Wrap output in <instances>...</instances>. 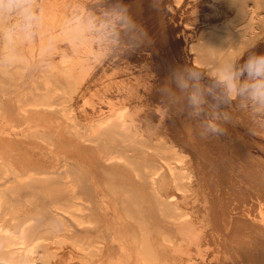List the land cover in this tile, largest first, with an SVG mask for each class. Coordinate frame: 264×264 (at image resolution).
Returning a JSON list of instances; mask_svg holds the SVG:
<instances>
[{
  "label": "rangeland",
  "instance_id": "obj_1",
  "mask_svg": "<svg viewBox=\"0 0 264 264\" xmlns=\"http://www.w3.org/2000/svg\"><path fill=\"white\" fill-rule=\"evenodd\" d=\"M257 2L261 4L264 0H249L250 7ZM2 4L3 0H0V6ZM151 5L148 9L152 14ZM164 6L172 17L175 16L171 20L179 28L176 34L183 40L185 57L196 79L192 95L199 89L203 97L202 102L193 107L195 112L199 109L201 120L190 116L193 139L177 120H173L168 110L160 108L156 110L158 118L148 122L147 131H143L148 136L143 137V142L133 137V128L123 129L119 117L107 110L95 113L93 127H87L88 133L94 128L92 136L77 134L60 109L69 108L78 92L68 74H58L48 65L51 48H45L29 66L7 62L0 53V69L8 71L6 75L0 74L2 109L12 107V102L18 98L31 97L29 87L40 95L51 87V93L59 95L60 99L68 96L74 99L59 103V111L52 116L47 133L56 148L47 154L45 167L46 175L57 177L59 170L66 167L73 176L79 197L70 200L74 204L70 210L80 221L55 208L51 202L52 195L61 197V202L70 198L61 190L58 180L46 184V192L42 190L43 185H33L19 193L0 186V223L15 230L30 226L31 231L43 235L33 249V264H46V249L53 245L49 238L52 234L59 237L67 234L70 240L83 244L90 254L89 264H101L102 260L103 264L115 262L121 250L108 227V219L113 215L121 221L122 232L128 230L146 237L159 250L161 264H182L184 260L195 258L196 243L181 232L185 219H190L201 231L197 244L208 251V256L212 252L234 254L245 249L251 264H264V240L258 239L264 238V192L250 176V173L255 175L264 185V116L258 117L250 109L242 108L240 98L230 99L217 78L226 59L227 62L237 60L242 65L250 54H264V26L258 23V10L251 14L254 17L251 25V15L245 17L243 14V0H179L177 4L165 1ZM58 44L60 51L54 52L58 55L56 60L67 59L71 52L66 41ZM190 44L194 46L193 50L189 49ZM192 54L201 59L198 66L194 64ZM42 75L50 78L48 85ZM245 79L246 74L241 81ZM141 89L148 90L149 84L142 85ZM201 109H204L202 113ZM224 114L228 116L227 120ZM209 119L224 130L223 134L212 133L203 127ZM85 129L82 127L81 130ZM174 136L184 141L183 147L190 156L197 158V165L191 166L192 180L177 177L168 168L166 159L177 164L168 147L169 143L177 144ZM240 141L242 143H238ZM15 152V156L6 154L0 148V160L12 172L8 180L0 181L5 186L12 185L18 176L26 173L18 169L22 159L18 151ZM202 162L204 168H201ZM96 182L107 183L110 188L98 193ZM34 189L38 192L34 193ZM101 195L110 205L105 209L107 214L100 206ZM25 198L34 201L35 206ZM213 201L217 205L214 206ZM221 203L232 207L229 228L222 218ZM245 206L253 210L254 219L242 215L240 207ZM240 218L249 223L245 226L239 223L236 227ZM62 221L71 229H63ZM163 238L167 243H181L187 249L172 252L168 244L163 243ZM70 245L67 242V246ZM4 250L5 257L17 251L15 246ZM101 251H106L107 257L99 261ZM138 257L154 262L146 245L139 250ZM67 259L68 264L78 261L74 257ZM129 259L131 264L137 261L135 255ZM6 263L13 264L11 260Z\"/></svg>",
  "mask_w": 264,
  "mask_h": 264
},
{
  "label": "bare ground",
  "instance_id": "obj_2",
  "mask_svg": "<svg viewBox=\"0 0 264 264\" xmlns=\"http://www.w3.org/2000/svg\"><path fill=\"white\" fill-rule=\"evenodd\" d=\"M165 1L175 4L179 2V0H135V3L134 0H6V2L3 0L0 6V53L7 62L29 66L45 48H51L48 65L56 69L58 74H68L78 92L74 98L76 100L69 108L66 106L60 109L72 122L77 134L92 136L94 128L88 133L87 127H93L92 119L95 113L107 110L119 117L123 129L133 128V137L143 142V137H148L143 131H147L148 122L158 118L156 110L160 108L163 111L168 110L173 115V120L175 122L177 120L179 126L193 139L190 116L194 115L201 120L199 115H195L191 100L196 79L185 57L183 40L176 34L179 28L171 20L175 16L172 17L166 9ZM150 4L152 14L148 9ZM263 9L264 2L261 4L257 2L251 8L249 0H243L244 16L249 17L258 10V23L261 26H264ZM250 20L252 25L253 15ZM63 40L66 41L71 55L67 59L56 60L55 57L58 55L54 52L60 51L58 43ZM189 49L193 50L194 46L190 44ZM192 55L194 64L198 66L201 59ZM227 60L219 69L228 63ZM6 72L7 69H0V74L6 75ZM42 77L48 85L50 78L45 75ZM182 82L186 83L187 87H181ZM146 83L149 84V89H141ZM27 89L31 97L24 100L18 98L16 102H12V107L5 109L0 107V148L4 153L14 156L17 150L19 158L22 159L18 169L26 173L18 176L12 185L5 186L0 182V186L19 193L22 190L27 191L33 185H43L42 190L46 192L48 189L46 184L51 180H58L62 185L61 190L70 198L66 200L67 202H61V197L54 198L55 195H52L51 202L55 208L62 209L80 221L70 210L74 205L70 200L79 197L77 184L72 181L73 176L66 167L59 170L57 177L46 175L48 171L45 167L47 154L56 148L55 142L49 139L47 133L52 116L59 111V103L74 99L69 96L60 99L59 95L51 93L53 90L51 87L47 93L41 95L34 92L32 87ZM82 127H86L85 131L81 130ZM128 134L131 132L128 131ZM175 139L177 144L169 143L168 147L173 152L177 164L166 159L168 168L171 174L192 180L191 166L197 165V158L195 155L190 156V152L184 149L183 140L176 137ZM204 167L205 163L202 162L201 168ZM11 173L9 167L0 160V181L8 180ZM250 176L253 181L256 179V185L264 192L263 182L251 173ZM95 187L101 194L110 188L104 182H96ZM33 191L38 192L35 189ZM26 200L35 206L34 201L25 198ZM99 202L106 213L105 209L110 205L102 195ZM213 202L215 206L216 203ZM221 207L224 224L229 228L232 207L223 203ZM240 208L243 216L255 218L251 208L247 206ZM120 222L116 215L108 219L113 240L121 250L117 260L111 264H131L129 258L132 255L136 256L135 264H161L158 261L159 250L152 246L146 237L128 230L122 232ZM239 223L245 226L249 222L240 218L236 221V227ZM62 228L71 229L64 221ZM181 232L188 235L191 242L196 243L195 258L184 260L182 264H203L204 261H209V257L210 261L207 264H251L245 256L248 254L245 249L234 254L224 252L219 255L212 252L208 256V251L197 244L201 231L190 219L184 220ZM42 237L43 235L31 231L30 226H21L15 230L0 223V264H7V260H11L13 264H33L35 262L33 249ZM49 238L53 245L46 249V264H68V257L77 258L78 261L72 264H89L90 254L77 240H70L67 234L61 237L52 234ZM258 239L264 240L263 237ZM163 240L172 252L178 253L187 249V246L181 243L173 244L167 243L165 238ZM67 242L71 243V247L67 246ZM145 245L152 253L153 263L138 257L139 250ZM12 246H15L17 251L8 253V257H5L4 249ZM105 252L99 253L102 255L99 261L107 257ZM103 263L102 260L101 264Z\"/></svg>",
  "mask_w": 264,
  "mask_h": 264
},
{
  "label": "clouds",
  "instance_id": "obj_3",
  "mask_svg": "<svg viewBox=\"0 0 264 264\" xmlns=\"http://www.w3.org/2000/svg\"><path fill=\"white\" fill-rule=\"evenodd\" d=\"M245 74L246 79L242 82L241 77ZM217 78L230 99L240 98L242 108L250 109L258 117L264 116V54H250L242 65H239L237 60H230L218 71ZM181 87H187V84L182 82ZM191 100L195 105L202 102L203 97L199 89L192 95ZM199 114L197 108L195 115ZM224 119L227 120L228 116L225 115ZM203 127L212 133L224 132L214 120L205 122Z\"/></svg>",
  "mask_w": 264,
  "mask_h": 264
}]
</instances>
